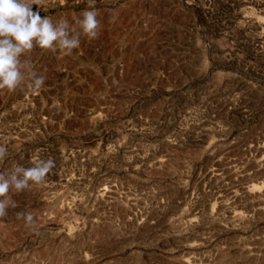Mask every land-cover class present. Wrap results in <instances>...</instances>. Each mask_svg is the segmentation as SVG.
<instances>
[{
    "label": "rangeland",
    "instance_id": "374dc122",
    "mask_svg": "<svg viewBox=\"0 0 264 264\" xmlns=\"http://www.w3.org/2000/svg\"><path fill=\"white\" fill-rule=\"evenodd\" d=\"M86 7L45 0L39 11L74 26ZM95 8L97 39L81 36L70 55L34 47L21 56L45 76L40 90L27 79L0 89V172L35 157L56 162L43 183L0 197L16 204L0 217V264H264V52L249 35L220 32L252 8ZM171 38L206 64H179L186 52L160 61ZM115 44L127 52L120 73Z\"/></svg>",
    "mask_w": 264,
    "mask_h": 264
},
{
    "label": "clouds",
    "instance_id": "9594fccd",
    "mask_svg": "<svg viewBox=\"0 0 264 264\" xmlns=\"http://www.w3.org/2000/svg\"><path fill=\"white\" fill-rule=\"evenodd\" d=\"M87 7L79 16L74 17L75 25L61 18L53 21L50 17L40 15L45 0H0V89L15 91L27 79L34 90H40L45 84V76L38 75L27 60L21 56L39 47L62 55H70L78 49L81 36L89 40L99 35V12L95 0H82ZM33 5L37 10L33 11ZM8 155L7 147L0 144V162ZM31 167L16 164L7 171L0 172V197H6L9 190L20 193L29 188L30 182L43 183L53 172L56 162L53 158L31 159ZM8 207H16L12 201L0 200V217L7 215ZM17 218H25L30 224L33 217L28 212H19Z\"/></svg>",
    "mask_w": 264,
    "mask_h": 264
},
{
    "label": "built area",
    "instance_id": "2783aa9c",
    "mask_svg": "<svg viewBox=\"0 0 264 264\" xmlns=\"http://www.w3.org/2000/svg\"><path fill=\"white\" fill-rule=\"evenodd\" d=\"M178 1V0H177ZM180 1V0H179ZM185 4L189 6H199L206 7V0H184ZM225 3L229 7H251L252 11L255 13L253 15H241L238 18V14H233V16H230V18L233 19L234 22H237V27L234 28V30H230L227 32V30H221L220 32L225 35H232V34H245L249 35V38L251 40L252 46L254 48V52H264V10H262V7H264V0H225ZM204 12V17H206V11ZM206 19V18H204ZM229 22H233L231 19L228 20ZM257 36H260L261 38H257ZM171 37V36H170ZM109 38V37H108ZM97 39V38H96ZM172 39V38H171ZM184 44V42H183ZM113 49H116L118 52V55L116 57L117 63L115 65V69L118 70V72H122L120 68V60L123 58L127 52H119V47L117 45H112ZM99 48H102V42L99 40L94 47V53H102L99 52ZM161 50L158 51V59L160 61H163L164 57L166 59H169V55L166 52H186L185 54L181 55V61L179 64H184L185 62L189 60L198 59L200 60L198 64H206V57L198 55V54H191L189 52H195L194 49L187 44L184 46L182 45V42H174L173 39L169 42H167L160 47ZM201 50L206 51L205 48H202ZM231 50V49H230ZM168 54L165 56V54ZM82 55L81 52H77V56ZM103 55V54H102ZM172 56V55H171ZM110 57V56H109ZM113 57V56H112ZM175 58L174 56H172ZM140 58L142 59L141 62L144 67V61L143 56ZM114 67V66H113ZM143 67L140 65L134 66L132 68V73L136 72L135 70H143ZM110 68L112 67H106L105 70L107 72H111ZM142 68V69H141ZM138 71V72H139ZM162 70H160L161 72ZM139 91V89H138ZM137 92V91H136ZM138 93V92H137Z\"/></svg>",
    "mask_w": 264,
    "mask_h": 264
}]
</instances>
